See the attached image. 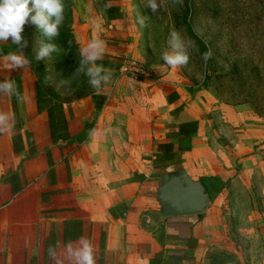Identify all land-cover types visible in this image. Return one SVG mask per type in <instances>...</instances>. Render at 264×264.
Returning <instances> with one entry per match:
<instances>
[{"label": "crops", "instance_id": "0c3cea01", "mask_svg": "<svg viewBox=\"0 0 264 264\" xmlns=\"http://www.w3.org/2000/svg\"><path fill=\"white\" fill-rule=\"evenodd\" d=\"M110 2L114 32L104 40L105 53L96 64L117 72L128 53L119 39L128 0ZM6 50L22 52L11 38L0 42V81L13 78L25 99L0 93V111L12 117L10 130L0 133V264H53L50 246L63 252L66 243L75 245L81 237L92 243L96 264H151L161 250L169 262L203 264L204 216H166L157 199L163 173L184 169L194 180L216 177L194 162L201 123L191 84L164 78L144 106L132 109L120 101L119 85L112 86L120 76L112 74L111 88L77 99L61 96L70 135L79 134L96 115V105L104 103L85 141L53 143L48 113L39 110L32 88L31 65L10 70L2 60ZM191 122L198 125L196 132L181 131ZM162 143H171L175 156L156 167Z\"/></svg>", "mask_w": 264, "mask_h": 264}, {"label": "rangeland", "instance_id": "374dc122", "mask_svg": "<svg viewBox=\"0 0 264 264\" xmlns=\"http://www.w3.org/2000/svg\"><path fill=\"white\" fill-rule=\"evenodd\" d=\"M110 4V0H64L60 34L51 41L59 51L41 60L44 90L65 99L95 90L75 71L81 49L94 36L104 41L114 32ZM146 4L147 0H128L119 39L128 52L121 59L135 58L149 77L123 74L112 86L119 85L120 101L133 109L144 106L150 92H156V82L164 78L191 84L201 123L194 162L202 172L216 176H202L211 192L203 215L208 236L203 264H264V0H163L156 13ZM138 16L144 17L143 26ZM174 31L190 57L179 68L159 58L170 51ZM22 36L27 43L21 51L29 62L35 61L36 42L47 38L32 23L24 25ZM201 42L212 53L207 62ZM111 73L120 75L119 70ZM102 87L111 88L110 83Z\"/></svg>", "mask_w": 264, "mask_h": 264}, {"label": "clouds", "instance_id": "9594fccd", "mask_svg": "<svg viewBox=\"0 0 264 264\" xmlns=\"http://www.w3.org/2000/svg\"><path fill=\"white\" fill-rule=\"evenodd\" d=\"M182 3V0H177ZM163 0H147L146 7L156 13L161 7ZM64 21V0H0V42H7L9 38L13 44L21 48L26 46V41L22 36L26 23L34 24L46 37V40L37 41L38 47L35 48V59L37 61L48 59L54 52L59 51L57 45L51 41L59 36L60 27ZM137 22L141 26L145 20L143 16L137 17ZM101 25L96 24L99 31ZM170 51H164L159 57L164 64L172 68L186 66L189 62L187 45L179 33L172 32L168 41ZM105 42L98 36H94L86 46L80 51L79 66L76 68L75 75L87 77L91 88L99 91L102 86L109 83L112 77L110 71H106L103 65L96 64L104 54ZM212 56L211 51L205 52L202 59L207 62ZM3 63L7 68H25L30 62L23 52L12 51L3 55ZM49 78L46 77V82ZM64 83V82H62ZM0 93L15 96L23 101L25 97L18 91L13 80L0 81ZM12 117L0 111V133L10 130ZM48 257L53 264H96L94 247L92 243L81 237L73 245L68 242L64 246L63 252L58 251L55 246H50L47 250Z\"/></svg>", "mask_w": 264, "mask_h": 264}, {"label": "trees", "instance_id": "16d2710c", "mask_svg": "<svg viewBox=\"0 0 264 264\" xmlns=\"http://www.w3.org/2000/svg\"><path fill=\"white\" fill-rule=\"evenodd\" d=\"M27 24V23H26ZM202 48L204 49V53L208 52V49L206 45L201 42ZM9 51V50H8ZM6 50L4 53H8ZM30 60H32L29 57ZM100 63V61H97ZM101 63H104V61H101ZM111 63V62H107ZM30 65L32 68L33 73L37 76L36 85H35V92H36V99L38 103V108L40 111L46 110L48 113V123H49V129L50 134L52 137L53 143H56L58 140H63L66 144H73L75 142H83L87 139L89 136L98 115V110L102 108L103 102L100 104H97L96 107L98 108L96 115L93 117V119L86 123L84 129L77 135H70L67 128V121H66V115H65V109L64 104L61 99V96L57 92H48L44 90L43 86L41 85V79L43 80L45 78V65L42 61H30ZM10 80H13L11 78ZM13 97V96H12ZM106 96L104 97V99ZM13 106L15 111V118H18L17 115V105L15 103V99L13 100ZM190 128V132H196L198 130V125L194 123H186L181 125V131H184V128ZM159 150L163 151V154H158L156 159L154 160V165L156 167H161L162 164L164 165V162L173 160L174 154L173 151V145L171 143H162L158 146ZM177 162H181V160H177ZM200 218L202 219L203 213H197ZM151 264H176L169 262L165 259L164 250L159 251L154 258L151 259Z\"/></svg>", "mask_w": 264, "mask_h": 264}, {"label": "water", "instance_id": "95a60500", "mask_svg": "<svg viewBox=\"0 0 264 264\" xmlns=\"http://www.w3.org/2000/svg\"><path fill=\"white\" fill-rule=\"evenodd\" d=\"M157 199L166 216L203 213L211 193L200 180L192 179L184 169L177 174L160 175Z\"/></svg>", "mask_w": 264, "mask_h": 264}, {"label": "built area", "instance_id": "2783aa9c", "mask_svg": "<svg viewBox=\"0 0 264 264\" xmlns=\"http://www.w3.org/2000/svg\"><path fill=\"white\" fill-rule=\"evenodd\" d=\"M119 71L120 75L118 76H124L123 74H131L137 78L149 77V71L147 68L141 62L131 56H127L120 61Z\"/></svg>", "mask_w": 264, "mask_h": 264}]
</instances>
